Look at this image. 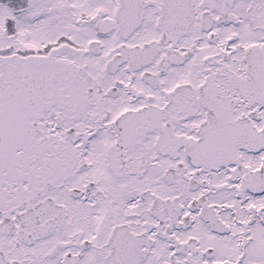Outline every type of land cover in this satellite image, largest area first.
I'll list each match as a JSON object with an SVG mask.
<instances>
[{"label":"snow or ice","instance_id":"obj_1","mask_svg":"<svg viewBox=\"0 0 264 264\" xmlns=\"http://www.w3.org/2000/svg\"><path fill=\"white\" fill-rule=\"evenodd\" d=\"M0 264H264V0H0Z\"/></svg>","mask_w":264,"mask_h":264}]
</instances>
